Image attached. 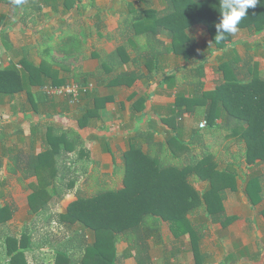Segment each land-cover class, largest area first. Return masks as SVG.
Masks as SVG:
<instances>
[{
  "label": "trees",
  "instance_id": "trees-1",
  "mask_svg": "<svg viewBox=\"0 0 264 264\" xmlns=\"http://www.w3.org/2000/svg\"><path fill=\"white\" fill-rule=\"evenodd\" d=\"M37 1L25 0L21 5L15 3L13 16L24 26L33 22L41 10V6L36 5ZM10 2L0 0L6 5ZM166 2V10H155L151 15L156 22H160L156 28L159 31L164 28L169 32L173 49L176 52L184 51L186 60L200 58L199 49L192 45V40L186 35L189 28L198 24L207 27L215 49L228 47L232 35L225 34L223 40L216 38L215 25L220 20L219 0ZM25 5L28 8L23 12ZM136 24V21L132 22L131 26ZM238 28L253 34L252 41L245 43L244 57L236 49H231V55L220 66L224 79L215 91L205 96L213 102L208 121L216 119L212 115L215 108L216 112L220 109L225 112L224 130L232 134L243 132L242 136L248 143L245 156L248 164H253L258 159L264 161V77L258 64V57L264 58V0L248 9L247 16L241 20ZM64 31L67 34L63 32L58 39L45 36L31 47L42 61L39 65L33 61L29 50H25L18 65L0 67V105L5 99L25 93L31 109L38 113L41 106L55 97L44 91L46 87L59 88L70 84L66 76L60 77L65 64L56 60L54 53L63 55L65 61L76 60L83 46L77 32L69 29ZM260 50L261 55H258ZM193 53L197 55L193 56ZM117 66L118 50L106 61L101 60L103 74L111 75ZM96 76L73 72L74 83L82 86H86V80ZM38 88L39 91L34 95V90ZM90 95L91 90L83 93L80 102ZM97 108L96 105L92 110H83L78 119L80 129L88 125ZM82 137L77 131L60 132L50 128L47 131V149L37 155L26 156L21 151L14 155V172L23 162L22 173L25 178L43 175L41 184L30 197L31 209L38 202L41 205L39 214L57 207L81 181L77 164L75 168H70L65 158L72 151L77 153L79 160L86 156L88 158ZM149 146L148 151L134 146L125 154L121 188L113 181H107L109 177L100 175L99 178L98 172H89L83 165V174L87 178L82 188L77 190L76 200L65 213L53 215L56 223L65 230L63 237L51 236L46 242V246L55 251V264H120L118 246L122 243L127 245V251L134 256L137 264H154L150 242L163 240L164 222L176 241L189 238L195 264H206L201 245L208 234L209 225L228 226L237 219L229 217L224 207L226 190L234 185L232 182L235 177L217 170L214 154L210 151H201L199 158L196 151L188 149L184 156L178 157L169 145ZM114 175H118V169ZM195 179L210 182L208 190L199 191ZM263 188L260 177L252 178L248 183L246 191L253 205L262 202ZM202 212L206 213L205 217L197 216ZM14 214L12 207L0 206V225H7ZM6 247L9 264H30L28 252H33L37 245L33 234L26 229L20 237L7 236ZM167 261L172 263L171 258Z\"/></svg>",
  "mask_w": 264,
  "mask_h": 264
},
{
  "label": "crops",
  "instance_id": "crops-1",
  "mask_svg": "<svg viewBox=\"0 0 264 264\" xmlns=\"http://www.w3.org/2000/svg\"><path fill=\"white\" fill-rule=\"evenodd\" d=\"M38 1L36 5L41 6V10L34 21L26 26L13 16V0L7 5L0 3V7L3 6L6 10L0 11V32H4L3 35H8L12 40L13 33L21 31L34 40V43L22 44L18 48L10 43L14 49L19 50V57L15 58V62L18 63L23 52L29 50L33 61L39 65L42 61L31 47L36 46L45 36L58 39L64 30L69 29L78 33L83 50L76 60L67 61L63 55L54 53L56 60L65 64L60 71V77L66 76L69 83L73 84L75 71L95 74L98 76L85 82L87 86L95 85L96 88L78 105L71 104L66 98L54 97L51 102L41 106L38 113L31 109L25 93L4 100L0 105V147L3 148L0 156V188L6 191L12 178L20 184L32 181L41 184L43 175L25 178L22 173L23 162L19 164L17 172H14L16 165L12 160L18 151L29 156L47 149V131L52 128L60 132H79L88 153V158L86 156L81 160L77 159L74 151L65 158L68 167L75 168L77 164L82 179L60 203L62 209L58 213H65L64 210L76 200V192L82 188L87 178L83 174L84 167L89 172H98L99 178L100 175L109 177L107 181H113L121 188L125 154L134 146L148 151L150 144H162L169 145L170 150L178 157L184 156L188 149L196 151L199 158L201 151L212 152L217 170L235 177L232 182L234 185L226 190V214L229 217L245 216L246 213L241 211H247L246 208L250 210L248 206L253 205H250L246 191L248 183L252 178L260 177L264 186V161L258 159L255 163L248 164L245 156L247 140L242 136L243 132L232 134L224 130L226 114L221 109L216 112L215 108L212 115L216 119L208 121L210 105L213 102L205 96L221 84L224 79L220 70L221 63L231 55V48H236L228 46L222 50L215 49L207 27L198 24L189 28L186 35L192 40V45L199 49L200 58L186 60L184 51L176 52L173 49L169 32L164 28H160V31L156 28L160 22H156L151 15L155 10H166V0ZM27 8L28 5H25L23 12ZM135 21L137 24L131 26ZM249 41H252V37L246 42ZM209 45L216 52H212L211 58L206 61V52L202 49H209ZM117 50L118 68L111 75L103 74L101 60L106 61ZM2 51L0 46V59L3 57ZM236 51L240 54L237 49ZM196 55L197 53H193V56ZM240 55L244 57L245 54ZM217 61L220 64L215 68ZM210 63H214L211 69L208 65ZM8 65L6 62L0 67L12 66ZM259 70L261 71V64ZM38 91L39 88L35 89L34 95ZM96 105V114L89 120L88 125L80 129L78 119L81 118L83 110H92ZM204 123L206 127L202 129L201 125ZM13 138L21 139L19 148L10 145ZM117 169L116 176L114 174ZM195 180L199 191L202 192L204 187L205 191L208 190L210 182ZM33 193H28V201ZM230 200L237 201L234 206L240 203V207H230ZM254 206L261 208L264 218V194L262 202ZM198 215L205 217L206 213ZM237 223L235 220L228 226L212 224L220 225V230L224 229L226 236L213 240L210 247L205 246L212 231L209 225L208 234L201 245V250L206 255V264H264V232L260 236L255 231L246 229L247 234H243L241 231L246 227L240 230ZM153 241L150 246L154 261ZM125 264L137 262L131 255Z\"/></svg>",
  "mask_w": 264,
  "mask_h": 264
},
{
  "label": "rangeland",
  "instance_id": "rangeland-1",
  "mask_svg": "<svg viewBox=\"0 0 264 264\" xmlns=\"http://www.w3.org/2000/svg\"><path fill=\"white\" fill-rule=\"evenodd\" d=\"M0 11L6 12L3 6L0 7ZM2 25L0 24V28ZM1 31V30H0ZM27 33V32H25ZM4 32H0V46L3 49L2 58L0 59V63L3 66L6 64L8 59H12L13 63L15 62V58L17 59L19 50L14 49L10 43L14 44L15 47L22 44H31L34 43L33 38L30 35H25L21 31H16L13 33L12 40L8 35H3ZM29 34V33H27ZM9 40H8V38ZM253 38V34L249 33L246 30H240L235 35H232V38L229 42L228 46H232L236 48L240 54H245L246 49L244 43L249 39ZM12 41V42H11ZM3 44V45H2ZM4 46V47H3ZM207 48H203L202 50L206 52L204 54L206 56V61L209 60L212 56V52L214 49L209 45ZM232 49V48H231ZM213 53V54H214ZM264 53V51H263ZM258 55H261V50L258 51ZM259 63L261 64V75L264 77V58L262 56L258 57ZM12 63V64H13ZM214 64V63H212ZM211 63L208 64L209 68H212ZM220 64V61L215 63V68ZM9 64L8 66H10ZM224 76V73H223ZM87 86V85H86ZM95 89V85L91 86V89ZM45 91V90H44ZM20 99V98H19ZM16 101V104L19 102ZM23 99V97H22ZM1 115V114H0ZM20 138H13L10 145L13 147H18L21 144ZM19 148V147H18ZM3 148L0 147V156L2 155ZM118 156V153L116 154ZM214 160V159H213ZM34 181L30 182L33 183ZM24 183L20 184L18 181H15V178H12L8 188L6 191L0 188V206H9L14 209V217L7 223V225H0V264H9V260L7 257V247H6V239L7 236L13 235L16 237H20L21 234L26 231V229L33 234V240L35 245H37L36 249L33 252H28V261L30 264H55L56 254L52 247L46 246L47 239L51 236L53 237H63L65 235V230L62 226L56 223L55 215L57 212H60L62 209V204L55 208H49L46 212H42L39 214V208L41 207L38 202L33 209H31V199L29 197V192H35L38 189L37 182L30 184ZM35 184V185H34ZM206 188V187H204ZM202 188V192H205V189ZM74 193V192H73ZM237 201H229L228 205L230 207H240V203L234 206ZM233 206H231V205ZM250 205L251 202H250ZM250 210L246 208L247 211H241L246 213L245 216L236 217V221H238L237 226L240 227L241 233L247 234L246 229L255 231L256 234L262 236L264 232V218L261 215V208L257 209L254 205L248 206ZM37 210V211H36ZM66 210H64L65 212ZM251 211V212H248ZM53 216V217H52ZM52 220V221H50ZM212 231H210L208 238L206 239L207 244L205 246L210 247V243L213 240H220L226 236V233L223 230H220V225H212ZM162 241H153L152 249H153V258L155 264H169L167 261L169 258L173 259L171 264H194V256L189 244V238H184L181 241H174V237L169 229L167 223L162 224ZM226 240V238H225ZM179 246V247H178ZM127 246L125 244H120L118 246V254L121 257L120 262L125 264L126 260L130 259L131 254L127 251ZM185 247V249L183 248ZM187 247H189L187 249ZM221 250V249H220ZM169 252V253H166ZM222 252V250H221ZM166 253V254H165ZM176 254V255H175ZM173 255V256H172ZM225 256V255H223Z\"/></svg>",
  "mask_w": 264,
  "mask_h": 264
},
{
  "label": "clouds",
  "instance_id": "clouds-1",
  "mask_svg": "<svg viewBox=\"0 0 264 264\" xmlns=\"http://www.w3.org/2000/svg\"><path fill=\"white\" fill-rule=\"evenodd\" d=\"M17 5H21L25 0H14ZM260 0H219L220 20L215 25L216 38L223 40L225 34L235 35L241 20L247 16L249 8L256 7Z\"/></svg>",
  "mask_w": 264,
  "mask_h": 264
},
{
  "label": "built area",
  "instance_id": "built-area-1",
  "mask_svg": "<svg viewBox=\"0 0 264 264\" xmlns=\"http://www.w3.org/2000/svg\"><path fill=\"white\" fill-rule=\"evenodd\" d=\"M6 62L11 64L12 66L18 65L16 62L13 63L12 59H8V61H6ZM2 63H0L1 66H3ZM17 67L20 68V66H17ZM91 86L92 85L82 86V85H78L76 83H73V84H68L67 86H63V87H59V88L46 87L44 90L48 95L66 98L69 100V102L71 104L77 105V104H79V102L81 100V95L83 93H86V92L92 90ZM205 127H206V123L201 125L202 129Z\"/></svg>",
  "mask_w": 264,
  "mask_h": 264
}]
</instances>
